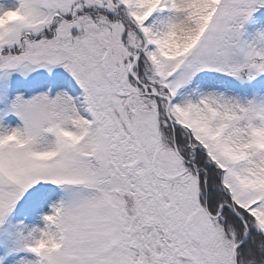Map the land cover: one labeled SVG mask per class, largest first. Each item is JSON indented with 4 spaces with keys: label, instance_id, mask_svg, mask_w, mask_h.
<instances>
[{
    "label": "snow or ice",
    "instance_id": "obj_1",
    "mask_svg": "<svg viewBox=\"0 0 264 264\" xmlns=\"http://www.w3.org/2000/svg\"><path fill=\"white\" fill-rule=\"evenodd\" d=\"M0 264H264V0H0Z\"/></svg>",
    "mask_w": 264,
    "mask_h": 264
}]
</instances>
